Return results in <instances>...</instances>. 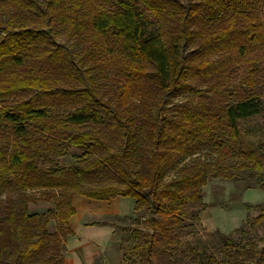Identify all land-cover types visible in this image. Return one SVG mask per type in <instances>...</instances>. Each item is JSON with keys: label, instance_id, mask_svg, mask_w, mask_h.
<instances>
[{"label": "trees", "instance_id": "1", "mask_svg": "<svg viewBox=\"0 0 264 264\" xmlns=\"http://www.w3.org/2000/svg\"><path fill=\"white\" fill-rule=\"evenodd\" d=\"M263 96L264 0H0V264H63L75 195L147 211L127 260L264 264L262 213L222 260L180 240L210 177L264 189Z\"/></svg>", "mask_w": 264, "mask_h": 264}, {"label": "rangeland", "instance_id": "2", "mask_svg": "<svg viewBox=\"0 0 264 264\" xmlns=\"http://www.w3.org/2000/svg\"><path fill=\"white\" fill-rule=\"evenodd\" d=\"M184 98H179L178 102H183ZM264 104V96L262 97ZM252 123L257 122L260 127V133L255 136H249L247 139L256 140L257 138H264V123L260 116L251 119ZM82 152L81 149L69 146L66 152L59 158L57 163L59 165H71L77 159V156ZM264 171V168H263ZM80 198L87 199V204L95 203L99 200L89 199L88 197L77 195L74 198V204L83 207L86 204H81ZM125 198V197H124ZM120 197L106 200L113 202ZM112 200V201H111ZM131 200V198L129 199ZM98 202L95 207L97 215L86 217L88 221H96L113 226L115 228V236L104 247L105 241L101 240L94 230H87L83 234L82 241L84 243L85 252L82 253L83 264H138L139 260L130 257L126 259L123 246L126 242L133 241L134 235L132 230L140 228L143 232H148V229L142 225L144 218L148 216L145 210H133L128 214L120 212L105 213L111 209L109 203ZM264 203V189L256 187L254 181L251 179V171L247 170L242 178L237 181H230L223 178H209L202 189V203L199 205L186 204L192 214L185 218L184 225L180 228L181 243L186 251L194 247L200 254H211L215 258L225 259V252L221 243L215 235V230H219L232 238H239L241 234L235 229L239 226L245 225L248 219L262 213L257 204ZM251 206L250 208H248ZM54 204L51 202H36L28 205L30 213H45L47 209L53 208ZM55 221L52 219L49 222V231L55 230ZM264 233V220L262 224L255 230L251 231L250 235L258 240ZM87 242V243H86ZM94 243V246L92 244ZM91 247V248H90Z\"/></svg>", "mask_w": 264, "mask_h": 264}, {"label": "crops", "instance_id": "3", "mask_svg": "<svg viewBox=\"0 0 264 264\" xmlns=\"http://www.w3.org/2000/svg\"><path fill=\"white\" fill-rule=\"evenodd\" d=\"M77 195L73 196L72 198V204L75 208V212L73 215H71L68 219V224L71 230L73 231V235L69 236L65 241V255H64V261L63 264H83V257L82 253L85 252L84 243L85 241H82L83 234L87 230H94L98 234V236L101 237L102 241H105L104 245H102L103 250L104 247L112 240V238L115 236V228L110 225H106L103 223H97L96 221H88L86 220V217H92V215H97L95 212L97 209L95 208L98 202H106V200H99L92 204H87V199L80 198L81 204H86L83 207L74 204V198ZM121 199L114 200V206L112 207V203L110 201H107L106 203H109L111 206V209L107 210L105 213L109 211V213L112 212H120L124 214H128L131 212L134 208V200L130 197H123L118 196ZM90 199V198H89ZM114 199V198H112ZM97 200V199H94ZM110 200V199H108ZM112 201V200H111ZM87 243V242H86ZM94 246V243L92 244ZM91 248V247H90ZM95 248V246H94Z\"/></svg>", "mask_w": 264, "mask_h": 264}]
</instances>
